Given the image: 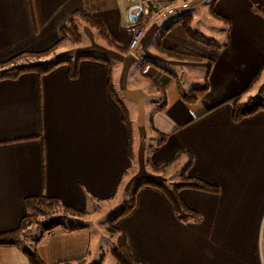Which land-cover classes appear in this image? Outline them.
Returning <instances> with one entry per match:
<instances>
[{
  "label": "crops",
  "instance_id": "crops-1",
  "mask_svg": "<svg viewBox=\"0 0 264 264\" xmlns=\"http://www.w3.org/2000/svg\"><path fill=\"white\" fill-rule=\"evenodd\" d=\"M127 6L124 0H0V62L50 48L73 13L77 27L89 14L113 41L124 44L131 17ZM187 11L165 23L151 15L137 49L125 55L89 34L88 45L80 36L77 46L60 44L50 60L51 54L30 59L41 64L84 55L107 60L111 84L131 125V160L103 63L80 60L72 79L59 65L42 76L28 73L0 81V233L17 227L25 198H55L87 212L93 203L128 193L144 172L163 182V174H152L147 162L156 168L185 151L191 156L185 175L215 186L217 193L178 192L183 206L196 214L192 220L177 218L158 190L141 187L133 208L114 224L131 257L137 264H258L259 253L264 256V113L233 122L226 101L264 71V0L214 2L213 11L228 22L226 45L216 43L218 49L189 40L179 24L165 33L163 50L179 47L212 60L207 91L190 105L178 91L196 85L183 91L181 75L190 74L193 64L202 65L205 75V63L169 62L152 46L163 26L183 15L192 17ZM139 62L144 71L142 66L133 70ZM161 135L165 141L148 148ZM177 161L185 164V155ZM85 230H55L39 241L38 234L26 241L25 233L15 245L0 247V264H29L22 246L33 248L43 264L95 263L101 258ZM100 264L115 262L102 257Z\"/></svg>",
  "mask_w": 264,
  "mask_h": 264
},
{
  "label": "trees",
  "instance_id": "trees-1",
  "mask_svg": "<svg viewBox=\"0 0 264 264\" xmlns=\"http://www.w3.org/2000/svg\"><path fill=\"white\" fill-rule=\"evenodd\" d=\"M215 1L216 0H212L211 4L207 9V14L209 17H213L220 20V18H218L215 12L213 11V4ZM74 15L75 13L71 14L66 20V22L59 28L57 41L47 50L38 53H21L7 61L0 62V81L14 80L19 76L28 73H33L37 76H42L49 73L51 70H53L59 65H63L67 68V76L72 79L76 76L77 65L80 60H93L103 63L107 76V91L111 100L118 107L121 113V122L123 124V127L125 128L126 133V156L128 160H131L133 158L131 125L128 119L127 111L122 102L120 101L119 97L115 93V90L111 84V80L109 77L110 63L107 60L93 55H84L76 56L73 58V60H60L54 63L52 62L51 64H41L27 61V59L36 60L39 58L47 57L60 44L65 42L69 43L72 46L78 45L80 43V35L78 33V28L74 22ZM82 20L88 28L92 29L95 32L97 37L103 42L106 47L121 55L127 54V42L124 44H118L113 41L111 37L107 34L104 26L101 24L100 21H98L89 14H83ZM191 21L192 18L189 15L180 16L175 22L163 26L160 32L157 33V35L154 37L152 43V46L155 51L161 53L165 57L167 56L169 58H172L174 61L185 63H205L206 72L202 79V83L186 93L178 91L180 100L188 105L196 103L197 100L207 91V78L212 67V60L206 59L196 53L187 51L186 49L179 47L172 48L168 51L163 50L160 45V42L161 39L164 37L165 33L168 32L173 25L179 24L183 30L184 35L189 40L208 48L218 49L219 47L216 45L214 40L204 38L199 32L192 28ZM224 23H226L227 25V22ZM225 45L226 44H223L222 47H224ZM259 75L260 72L258 71L240 94H237L226 101V103L229 104V106L231 107V120L233 122H238L244 118L253 116L259 112L264 113V82L260 84L258 90L254 94H246L258 81ZM165 138V135L158 136V139L153 145H150L149 148L154 149L155 147L161 145L165 141ZM180 155L186 156V163L179 171L178 179L175 183H172L170 186H165L164 184L149 179L141 180L135 183L131 187L126 202L124 203L120 211L108 218L106 223L107 231L110 233L118 234L115 246L109 250V255L111 259L115 262V264H137L129 253L124 235L114 228V224L120 217L126 215L133 208L137 191L141 187L148 186L150 188L158 190L170 204L173 213L177 218H188L192 220H197V216L195 213L186 209L183 206L178 197V192L184 189L208 194L217 193V188L215 186H212L206 182L185 175L191 163V156L185 151L175 155L173 158L161 164L159 167L153 168L149 165L148 162L147 165L149 166L150 172L160 174L163 173L172 163H174ZM23 206L25 213L19 220L17 227L12 231L0 233V247L12 246L22 241L27 228L33 225L39 226L40 228L36 241L41 240L42 237H44L46 234L55 230L71 233L83 229L82 225L67 222L60 216L63 215L81 218L86 215V213L63 205L55 198H49L45 196L28 197L23 200ZM21 251L29 264H43L36 255L33 248L22 246ZM100 260L101 259H99L98 262L93 264H100ZM74 263L83 264L80 260H77ZM56 264L72 263L69 261H62Z\"/></svg>",
  "mask_w": 264,
  "mask_h": 264
},
{
  "label": "rangeland",
  "instance_id": "rangeland-1",
  "mask_svg": "<svg viewBox=\"0 0 264 264\" xmlns=\"http://www.w3.org/2000/svg\"><path fill=\"white\" fill-rule=\"evenodd\" d=\"M188 1H189V3H188L189 8H188L187 12L190 13L192 15V17L194 16V20L191 21L192 28L196 31L198 30L197 32H199L204 38L213 39L215 41V43L222 45L225 41V29H227V27H228V22L224 18L218 16L216 13L215 14L217 15L218 18H220V20L213 18V17H209L207 15V9H208L209 5L211 4L212 0H188ZM81 21H83L82 18H81ZM224 22H227V25ZM83 23L84 22H80V21L77 22V25L79 27L78 33H79V35L81 34L80 36L84 37L85 41L83 43L88 45V40L90 37L89 34H95V33L92 30L88 29ZM87 32H89V33H87ZM95 40L97 42H99V44H101V45L103 44L99 40L98 37ZM80 41H81V37H80ZM83 43L81 45H84ZM75 46H77V45H75ZM51 56H53L52 53L46 60H50ZM162 56L164 58H166V61L174 62V60L172 58H169L167 56L165 57L164 55H162ZM27 61L30 62L31 60L27 59ZM145 61H146L145 62V64H146L147 61H149V60L146 59ZM178 63H183V62H178ZM187 64H191V63H187ZM157 65L159 66L161 64H157ZM141 66H142V71H144L143 63H141V62L135 63L133 70L134 71H136L137 69L140 70ZM201 66L202 65H200V64H196V65L193 64L191 66L193 69H190V74L187 75L186 73H184L181 75V78H184V80H185L184 86H182V88L184 89L183 91H188L194 85L197 86V85H200L202 83V78L204 75V69ZM162 67L169 70L170 72H174L175 75H177V70L170 68L169 66H162ZM146 80H147L148 84H150L152 87L158 88L157 86H154L151 83L150 78H148ZM262 82H264V71L260 73L258 81L255 83V85L246 94L247 95L254 94L258 90V88ZM183 165H184L183 161L174 162L173 165L167 169V171L165 170L163 173H160V174H163L162 179H165V180L163 182L159 181V183L164 184L165 186H170L172 182H175L177 180L178 173H179L178 171L181 170ZM148 169H149V166H148ZM148 169H147V171H148ZM152 174H155V173H152ZM155 175H157V174H155ZM150 177H152V176H150L148 172H144L141 174L140 178H137L136 183L141 181V180H148V179L154 180L156 182L158 181L157 179L150 178ZM128 194H129V192L125 193L122 196L119 193V195L117 197L113 198L114 200L111 202L101 201V202H96V203L89 205L88 209H90V210H88L87 212L83 211L86 213V215H84L81 218L77 219L76 217L63 216V215H61L60 217L67 222L82 225L83 229L86 228L85 231L91 235L92 243L95 244L92 246L93 252L97 253V251H98V253L100 255L99 258H101V259H102V257H105L106 260H112L110 255L108 254V250L112 249L115 246V242H116L118 234L108 232L106 223H107V220L110 216H112V215H114L120 211V209L122 208V206L126 202ZM39 230H40L39 226H36V225L28 227V230H26V236H25L26 241H28L27 238L35 237L36 234L39 233ZM82 230H80V231H82ZM77 232H79V231H77ZM71 233H74V232H71ZM96 257H98V256H96ZM96 262H98V261H96Z\"/></svg>",
  "mask_w": 264,
  "mask_h": 264
},
{
  "label": "built area",
  "instance_id": "built-area-1",
  "mask_svg": "<svg viewBox=\"0 0 264 264\" xmlns=\"http://www.w3.org/2000/svg\"><path fill=\"white\" fill-rule=\"evenodd\" d=\"M127 3L128 16H136L128 21L125 27L127 34V50L134 52L141 40L145 26L151 15H156L160 22L165 23L188 10V0H124ZM264 218V216H263ZM258 264H264V256L259 253Z\"/></svg>",
  "mask_w": 264,
  "mask_h": 264
},
{
  "label": "water",
  "instance_id": "water-1",
  "mask_svg": "<svg viewBox=\"0 0 264 264\" xmlns=\"http://www.w3.org/2000/svg\"><path fill=\"white\" fill-rule=\"evenodd\" d=\"M136 16H137V15H135V16H131V17L129 18V20H130V21H133V20L136 18Z\"/></svg>",
  "mask_w": 264,
  "mask_h": 264
}]
</instances>
